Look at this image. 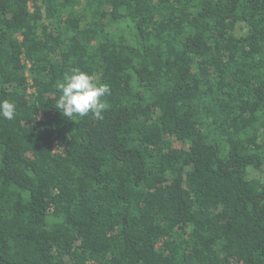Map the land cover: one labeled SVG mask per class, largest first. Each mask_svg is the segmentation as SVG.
<instances>
[{
    "label": "trees",
    "instance_id": "trees-1",
    "mask_svg": "<svg viewBox=\"0 0 264 264\" xmlns=\"http://www.w3.org/2000/svg\"><path fill=\"white\" fill-rule=\"evenodd\" d=\"M3 99L0 264H264V0H0Z\"/></svg>",
    "mask_w": 264,
    "mask_h": 264
},
{
    "label": "clouds",
    "instance_id": "clouds-1",
    "mask_svg": "<svg viewBox=\"0 0 264 264\" xmlns=\"http://www.w3.org/2000/svg\"><path fill=\"white\" fill-rule=\"evenodd\" d=\"M60 95L56 101V108L63 116L84 117L89 114L102 119V113L108 105L104 97L110 94L108 85L98 83L95 78L78 68L66 74L58 84ZM17 105L10 99L0 100V118L13 120L16 116Z\"/></svg>",
    "mask_w": 264,
    "mask_h": 264
}]
</instances>
